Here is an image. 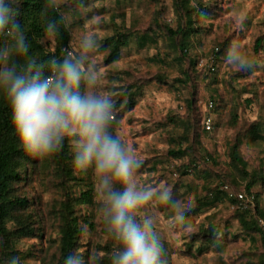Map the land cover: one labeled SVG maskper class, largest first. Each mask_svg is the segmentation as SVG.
<instances>
[{
	"label": "rangeland",
	"instance_id": "rangeland-1",
	"mask_svg": "<svg viewBox=\"0 0 264 264\" xmlns=\"http://www.w3.org/2000/svg\"><path fill=\"white\" fill-rule=\"evenodd\" d=\"M209 3L213 13L205 19L207 26L203 32L197 36L188 34L183 37L193 40V44H196L192 52L201 57L199 65L197 64L199 69L211 64L213 52L219 43L228 41L216 64L220 75L239 79L246 90L242 95L229 91L225 94L226 109L231 105H238V132L221 127V121L226 117L228 110L214 113L217 126L212 132H207L208 135L202 139L200 146H195V160L192 166L187 168V174L177 171L188 164L190 158L177 160L168 156V135L163 130L150 132L148 126L158 121L166 122L168 112L183 114V99L188 97L189 93L184 91L180 95H174L165 85L149 82L145 86L146 92L154 95H149L133 110L125 112L120 119L119 135L139 160L150 162L137 175L139 186L153 191L167 188L177 194L178 204L175 208H161L160 201L155 198L149 205L158 213L161 230L168 239L171 264H261V258L264 260V46L257 47L256 40L264 37V0H209ZM96 5L102 11L105 9L100 16L109 18L113 26L101 30L93 26L96 18L91 19V22L88 20L84 30H74L75 46L81 45L94 34L98 37L114 34L122 29L121 26L129 27L135 21H138L136 25L142 31L148 27L153 12L159 8H162L163 22L172 27L176 23L169 0H163L159 4L150 0H101ZM242 21L244 30L241 31L239 25ZM135 40L133 35L129 47L123 50L121 62L117 63L122 70L130 69L141 77L160 71L174 76L179 75L184 67L188 66L185 62L157 55L161 41L146 43V46L138 50ZM235 41L239 42L242 55L258 62L259 70L238 72L225 62L226 50ZM101 62L102 55L94 53L91 60L88 59L90 68L86 70L91 71L94 64L98 67L100 78L97 87L89 91L105 95L106 68ZM110 67L111 65H108L107 68ZM136 79L137 75L134 80ZM196 80L197 93L205 99H201V106L211 95L217 99L215 89L205 85L200 76ZM230 81L234 84L232 79ZM246 97L252 99L251 105L247 104ZM196 107L199 109V103ZM252 122H259L260 128L250 132L248 128ZM239 134L244 136L240 154L248 162L249 169L258 166L263 169V180L252 186L250 193L245 190L241 175L237 171H228V146ZM70 166L71 171H56L54 165H43L24 183V192L32 200L29 210L34 213L37 226L43 232L41 236L23 238L15 243L18 250L14 256H19L22 264L55 263L61 224L57 209L60 200L66 199V190L70 189L74 197H79L81 192L92 188L91 203L82 204L81 199L76 201L78 222L81 226L80 247L77 251L82 253L77 256L82 258L83 264H108L107 258H111L112 250L116 249L113 237L102 224L105 218L104 196L99 189L98 178H93L90 171L74 168L72 163ZM72 177L75 178L71 179ZM180 182H185L186 185L177 191ZM204 185L218 188L219 191L228 190L229 195L233 197L235 196L230 192L242 191L249 200L240 204L228 198L220 200L210 196L208 200L213 201V204L194 212L197 200L206 197ZM256 204L258 211H255ZM188 205L191 207L188 208ZM242 208L248 209L252 216L257 218L260 233H246L240 227L235 214L243 210ZM184 210L185 223L177 225L169 232L167 226L174 224L179 213ZM211 220L220 223L215 227V232L219 235L227 234L226 240L219 241L220 247L200 238L201 226L208 225Z\"/></svg>",
	"mask_w": 264,
	"mask_h": 264
},
{
	"label": "trees",
	"instance_id": "trees-1",
	"mask_svg": "<svg viewBox=\"0 0 264 264\" xmlns=\"http://www.w3.org/2000/svg\"><path fill=\"white\" fill-rule=\"evenodd\" d=\"M100 1L56 0L60 4L59 9L50 10L46 6L47 0H15L19 12L18 19L31 43L28 57L18 58V62L27 63L31 58H37L44 74L48 75V66L45 62L51 56H62L65 47H68L74 56L82 57L87 68H90L88 59L91 60L94 54L83 47V42L81 45L75 46L73 32L75 29L84 30L86 22L88 20L91 22V19L94 18L97 19L93 23L94 28L105 30L113 26L109 18L100 16L105 12V9L102 11L96 5ZM150 1L154 4L163 2V0ZM169 1L175 14L176 23L174 27L161 20L162 8H159L153 12L148 27L142 29V31L136 25L138 21H135L129 27L121 26L122 29L114 34L105 37L97 36L99 45L95 53L96 55H102L101 63L106 68L104 75L105 95H110L116 106L114 119L116 121L115 131L118 135L120 119L125 115V112L133 110L149 95H154L146 92L145 86L149 82L165 85L174 95H180L184 91H188L189 96L183 99L185 106L183 114L168 112L166 122L158 121L148 126L150 132L163 130L168 135L170 139L168 156L177 160L190 158L188 164L177 169V171L187 174V168L192 166L195 160L193 159L195 146H200L202 139L209 133L203 127L205 115L208 113L216 114L219 110H228L226 117L221 121V127L235 129L238 132L240 128L238 105H231L226 109L225 94L229 91L232 94L242 95L246 90L239 79H233L232 76L228 78L219 74L216 60L224 52L228 41L219 43L213 52L211 64L199 69L197 64L200 62L201 57L192 52L196 44H193V40L183 37L188 34L197 36L203 32L207 26L205 19L213 13L209 0ZM92 3L94 5H91ZM60 17L63 18L62 21H60ZM51 19L60 21L58 35H46L44 31L46 20ZM133 35L138 50H140V47L146 46V43L155 40L161 41L157 55L185 62L188 66L184 67L179 75L174 76H168L164 71H160L157 74L149 73L141 77L135 71H130V69H120L117 63L121 62L123 50L129 47ZM8 43L7 34L0 33V44ZM256 46L259 48L264 46V37L256 40ZM108 65H111V67L107 68ZM256 70H259L258 67ZM136 75L137 79L135 81ZM199 76L205 85L217 92V99L211 95L202 106L203 101L201 99H205L198 95V89L196 88L198 82L196 79ZM231 79L234 84L231 83ZM246 100L247 104H252V99L246 97ZM209 102L213 103V107L207 111L204 104ZM197 103H199V109L196 107ZM216 126L217 123H214L213 130ZM258 128H260L259 122H252L248 131L252 132ZM243 137L242 134L237 135L228 146V156L230 158L228 171H237L244 181L245 190L250 193L252 186L263 180L261 172L263 169L261 166L249 169L248 162L240 154ZM72 139L70 137L66 140L63 149L51 156L36 158L27 154L16 136L8 103L3 94L0 93V264H7V261L17 254L18 246L15 245L16 242L23 238L42 235L43 230L37 226L34 213L29 210L32 200L24 192V183L34 171H38L43 165H54L56 171H71ZM73 178L75 177L71 179ZM185 185V182L178 183L177 191ZM204 187L206 188V197L197 200V207H195L194 212L213 204V201L208 200L210 196L220 200L228 198L231 201H238V203L243 204L242 201L230 196L228 190L219 191L218 188H211L208 185H204ZM71 192V189L66 190V199L60 200L57 209L61 224L58 251L54 264H64L66 255L77 256L82 254L77 251L80 247L81 226L78 222L76 209L78 205H76V201L81 199L82 204L91 203L93 198L92 188L81 192L79 197H74ZM174 195L177 198V194ZM160 203L161 208L170 209L166 204ZM242 209L235 214L240 227L246 233H260L261 229L257 218H254L248 209ZM255 211H258L257 204ZM212 220L208 225L203 224L201 226L200 238L220 247L219 241L226 240L227 234L219 235L218 232H215V227H218L220 223ZM102 224L107 230L108 225L105 218ZM113 240L116 243L114 248H117L118 241L114 238ZM218 249L221 250L222 248ZM110 260L109 257L106 262L110 264ZM260 263L264 264L263 258H261Z\"/></svg>",
	"mask_w": 264,
	"mask_h": 264
},
{
	"label": "clouds",
	"instance_id": "clouds-1",
	"mask_svg": "<svg viewBox=\"0 0 264 264\" xmlns=\"http://www.w3.org/2000/svg\"><path fill=\"white\" fill-rule=\"evenodd\" d=\"M46 6L58 10L60 4L47 0ZM18 16L15 0H0V33L7 34L9 40L0 44V93L8 103L21 147L33 157L44 158L61 151L65 141L73 138L72 164L98 178L107 231L118 241L110 264H171L168 239L158 213L149 205L155 198L175 208L178 200L167 188L153 191L139 186L137 175L150 162L139 160L116 133L113 98L89 91L97 87L98 67L87 71L84 59L74 56L68 47L62 56H51L45 62L48 75L37 58L18 62V58L28 57L31 48ZM60 21L46 20V35H58ZM239 30H244L243 21ZM98 45L95 34L83 41L92 54ZM225 62L238 72H255L258 67L257 61L241 54L238 41L226 50ZM185 221L184 210L167 226L168 231ZM8 264L22 261L13 256ZM64 264H83V260L66 255Z\"/></svg>",
	"mask_w": 264,
	"mask_h": 264
},
{
	"label": "built area",
	"instance_id": "built-area-1",
	"mask_svg": "<svg viewBox=\"0 0 264 264\" xmlns=\"http://www.w3.org/2000/svg\"><path fill=\"white\" fill-rule=\"evenodd\" d=\"M213 69V68H212ZM213 107V103L209 102L207 104H204V108L207 109V111L209 109H211ZM214 123H215V119H214V114L208 113L207 115H205L204 119H203V127L206 131L211 132L214 128ZM224 188L227 189V186L224 185ZM231 195H234L235 198L239 201L242 202H246L248 201V197L242 192H230Z\"/></svg>",
	"mask_w": 264,
	"mask_h": 264
}]
</instances>
